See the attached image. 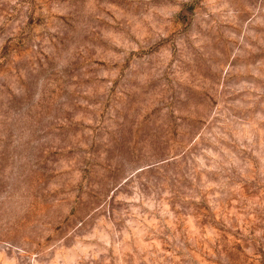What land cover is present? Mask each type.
I'll return each instance as SVG.
<instances>
[{
  "label": "rangeland",
  "instance_id": "374dc122",
  "mask_svg": "<svg viewBox=\"0 0 264 264\" xmlns=\"http://www.w3.org/2000/svg\"><path fill=\"white\" fill-rule=\"evenodd\" d=\"M0 264H264V0H0Z\"/></svg>",
  "mask_w": 264,
  "mask_h": 264
}]
</instances>
